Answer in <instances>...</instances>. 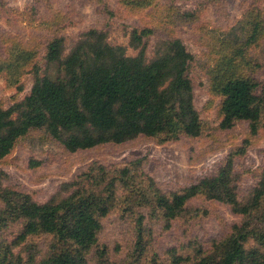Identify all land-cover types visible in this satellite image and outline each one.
<instances>
[{"label": "trees", "instance_id": "trees-1", "mask_svg": "<svg viewBox=\"0 0 264 264\" xmlns=\"http://www.w3.org/2000/svg\"><path fill=\"white\" fill-rule=\"evenodd\" d=\"M120 2L132 11L154 4ZM257 3L251 0L244 18L227 36L213 35L217 57L209 72L211 96L219 100L220 128L249 125L243 146L251 145L264 129V81L256 76L261 65L248 54L264 39V14ZM152 35L151 28L133 29L126 47L111 45L106 32L90 29L67 56L65 38L56 36L47 44L44 73L34 64L33 50L8 43L0 73L6 72L8 83L19 92L28 66L35 80L23 100L8 108L0 102V163L33 131H43L72 154L138 138L159 144L199 138L204 125L190 77L193 54L180 38H173L162 41L148 60L147 39ZM129 48L138 54L129 55ZM244 154L245 148L236 149L215 175L171 193L143 170L144 159L116 167L94 163L64 185L66 196L46 203L5 187L7 175L0 172V264H110L99 237L103 220L114 212L135 221L143 256L146 222L161 223L169 231L185 214H207L189 208L198 198L228 206L242 221L209 248L194 241L190 250H168L170 264H264V168L247 200L241 201L235 160ZM16 224L22 229L9 241L2 233ZM43 237L51 239L45 254L29 243Z\"/></svg>", "mask_w": 264, "mask_h": 264}, {"label": "rangeland", "instance_id": "rangeland-1", "mask_svg": "<svg viewBox=\"0 0 264 264\" xmlns=\"http://www.w3.org/2000/svg\"><path fill=\"white\" fill-rule=\"evenodd\" d=\"M264 14V0H257ZM251 0H154L153 6L132 11L120 0H0V63L6 48L20 43L37 54L34 64L44 73L47 68L46 48L56 37L66 40L65 56L90 29L108 34L111 45L129 46L133 29L151 28L147 39V58L155 57L162 41L180 38L193 54L190 77L194 85L195 105L204 125L196 139L182 138L171 144L138 138L123 145H105L72 154L43 131H33L20 139L13 153L0 163V172L7 176L4 186L30 194L38 203L59 200L68 193L66 183L72 182L94 163L108 167L124 166L144 159L143 170L153 177L168 193L179 192L201 179L215 175L228 156L238 148L244 155L235 160L238 194L246 201L259 182L264 168V129L243 146L250 136L249 125L240 123L225 131L220 128L219 100L211 96L210 70L215 65V36L225 37L242 20ZM106 9L112 11L109 15ZM129 55L137 51L129 48ZM249 56L261 65L256 72L264 81V39L248 50ZM28 66L20 81L23 91L10 85L6 72L0 73V102L10 107L31 93L35 76ZM191 209L200 208L207 214L191 218L185 214L164 230L157 222H146L143 236L145 251L139 256L135 221L114 212L103 220L99 244L106 248L110 264H170L168 250H190L197 241L209 248L214 240L227 237L231 227L242 218L218 202L195 199ZM22 229V224L11 225L2 235L11 241ZM145 234V233H144ZM51 239H33L38 250L45 254ZM20 251V248L17 249ZM156 259L153 261V259Z\"/></svg>", "mask_w": 264, "mask_h": 264}]
</instances>
